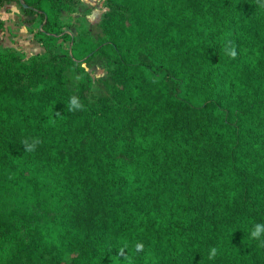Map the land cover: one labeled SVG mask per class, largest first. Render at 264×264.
<instances>
[{
    "label": "trees",
    "instance_id": "obj_1",
    "mask_svg": "<svg viewBox=\"0 0 264 264\" xmlns=\"http://www.w3.org/2000/svg\"><path fill=\"white\" fill-rule=\"evenodd\" d=\"M9 1L45 52L0 51V264H264V0H106L97 41Z\"/></svg>",
    "mask_w": 264,
    "mask_h": 264
},
{
    "label": "rangeland",
    "instance_id": "obj_2",
    "mask_svg": "<svg viewBox=\"0 0 264 264\" xmlns=\"http://www.w3.org/2000/svg\"><path fill=\"white\" fill-rule=\"evenodd\" d=\"M107 11L106 0H73L70 7L60 13L58 22L76 41L80 37L97 41L105 37L101 32V23ZM23 18L19 5L13 1L5 2L0 8V19L4 21V27L0 29V51L11 50L22 60L43 57L45 50L37 40L38 35H35L38 24L35 22L32 26H27L23 23ZM54 51L58 54L62 52L58 48ZM82 65L91 76L93 93L97 94L102 78L108 74L104 60L95 55ZM68 79L70 87L74 88L77 77L68 74Z\"/></svg>",
    "mask_w": 264,
    "mask_h": 264
},
{
    "label": "clouds",
    "instance_id": "obj_3",
    "mask_svg": "<svg viewBox=\"0 0 264 264\" xmlns=\"http://www.w3.org/2000/svg\"><path fill=\"white\" fill-rule=\"evenodd\" d=\"M261 7H264V4L261 5ZM233 58L236 55L235 49L233 48L230 53H229ZM68 111L70 112H75L78 110H83L84 105L80 102L79 97L77 96H72L70 97L69 103L67 105ZM39 143V140H33L31 143L25 141V148L27 151H32L35 149L36 145ZM264 234V224H256L254 228L250 232V237L255 240H259ZM261 246H264V241L261 242ZM144 245L142 243H137L135 245L136 251H143ZM216 248H212L209 251V259H214L216 256ZM121 255H123V250L120 252Z\"/></svg>",
    "mask_w": 264,
    "mask_h": 264
},
{
    "label": "water",
    "instance_id": "obj_4",
    "mask_svg": "<svg viewBox=\"0 0 264 264\" xmlns=\"http://www.w3.org/2000/svg\"><path fill=\"white\" fill-rule=\"evenodd\" d=\"M17 1L20 3V5H21L23 8H27V7H28V5L25 3L24 0H17Z\"/></svg>",
    "mask_w": 264,
    "mask_h": 264
}]
</instances>
